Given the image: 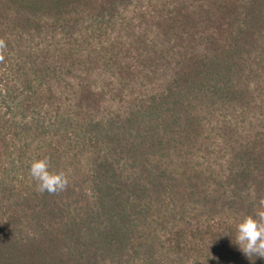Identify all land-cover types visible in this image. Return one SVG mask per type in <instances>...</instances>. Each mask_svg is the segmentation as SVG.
<instances>
[{
	"label": "trees",
	"instance_id": "1",
	"mask_svg": "<svg viewBox=\"0 0 264 264\" xmlns=\"http://www.w3.org/2000/svg\"><path fill=\"white\" fill-rule=\"evenodd\" d=\"M0 38V264H264V0H0Z\"/></svg>",
	"mask_w": 264,
	"mask_h": 264
},
{
	"label": "clouds",
	"instance_id": "2",
	"mask_svg": "<svg viewBox=\"0 0 264 264\" xmlns=\"http://www.w3.org/2000/svg\"><path fill=\"white\" fill-rule=\"evenodd\" d=\"M7 44L0 38V61L4 60ZM50 159L44 157L34 160L30 166V176L36 182V190L40 193L57 194L65 191L69 184L67 172L50 170ZM234 243L250 259L253 256L264 258V199L253 214L246 215L236 225Z\"/></svg>",
	"mask_w": 264,
	"mask_h": 264
}]
</instances>
